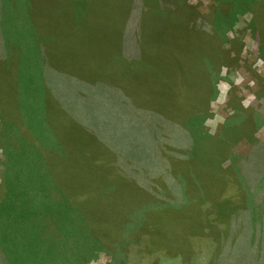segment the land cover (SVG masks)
<instances>
[{"label":"rangeland","instance_id":"obj_1","mask_svg":"<svg viewBox=\"0 0 264 264\" xmlns=\"http://www.w3.org/2000/svg\"><path fill=\"white\" fill-rule=\"evenodd\" d=\"M122 1L129 0H0V66H8L7 71L0 72V81H2L0 95L3 97L0 103L9 107L11 116L16 121L22 120L26 125L37 126V132H34V135L36 133V139L40 141L43 138L40 133L46 126L41 113V100L43 91L47 89L50 95L49 106L54 111L55 120L67 125L68 130L71 129L68 126H72L73 131L81 132L79 135L83 144L80 154L72 153L71 157H64V164L61 167L65 170V176L75 175L76 180L84 173L88 175L85 202L83 198L81 200L78 198L82 195L77 196V200L80 201L79 211L75 206L64 202L55 203V207H48L47 204L42 207L43 210L52 208L56 210L57 215L66 225L68 234H90L91 232L94 234L101 230L102 233L110 234L118 229L130 231L135 230V227L140 229L144 225L151 227L153 224L152 220L148 219L150 212L148 208L147 211L144 210L146 218L143 220L134 214L137 208L136 195L141 192L134 191V187L127 185L129 182L114 168L108 169L109 173L105 175L110 181L109 186L103 183L89 186L95 175H98L100 180L101 176L98 174L100 172H93L99 169L95 165L101 162L105 156L104 153L108 152V164L111 166L114 164L109 158V156L112 158L110 146L119 149L123 147V144L129 145L132 157L143 165H149L155 159L162 161L164 153L169 151L165 147L168 125L164 115L152 109L135 108L137 106L129 104L130 98L128 99L127 92L120 86L128 76L127 72L119 67L121 61L127 62V60H123L124 57L119 60L117 59L119 56H113V54H119L114 45L117 37L116 28L110 31V35L104 26L120 23L119 15L124 9ZM132 3L135 4L130 7V10L136 17H132L133 20L127 30L130 50L124 51L131 60L140 52V45L135 49L136 45L132 38L137 28L143 29L144 35L139 44L144 45L142 44L141 47L148 49L150 47L146 44H152L149 41L153 28L152 13L154 16L159 13L153 9L154 7L165 3L174 13L178 11L180 4L192 6L196 11V17L191 21L192 25L208 29L210 24L204 14L208 12L211 4H216L215 0H133ZM259 3L258 14L264 18V2ZM244 5L246 3L234 6L233 12L237 14ZM252 10V6L245 7L242 13L239 12L231 20V25L226 27L228 31L223 37L222 46L230 50L231 56L235 58L229 68L222 69V75L225 78L217 80V95L210 101L209 116L203 119L204 131L215 134L222 131L224 123L228 120L229 122L235 120L234 111L240 110L245 115L243 120L239 121L241 123L237 124L241 135L224 148L226 152L217 157L212 165L215 170L220 168L218 170L226 174L229 170L225 167L232 156L244 157L252 150L251 136L264 140V58L258 53V44L253 37L255 30L253 31L252 27ZM120 26L118 33L121 30ZM40 36L44 38L41 39ZM108 38L111 39L107 45L109 50L106 47ZM162 39L165 37L158 34V40ZM230 40L241 45L238 55L236 49L230 44ZM130 64L127 68L130 75L139 74L140 77L144 70L141 65L135 64L132 69ZM3 75L9 81L4 82ZM18 78L21 79V85ZM15 95L24 98L26 103L24 109L26 108L28 113H23L18 107L14 110ZM70 113L77 119L74 123L67 121L66 115ZM3 114L7 113L5 109L1 111L0 108V116L6 119L7 117ZM248 116L259 117L257 120L254 119V124L250 122L247 124ZM62 120L64 122H61ZM8 131L14 133L15 129L8 126ZM108 142L110 145H106ZM7 152L12 155L10 160ZM34 152L37 151L33 145L25 146L20 141L15 148L9 147L6 142L2 146L0 142V184L3 172L8 170L9 165L10 170H15L10 171L13 176L12 184L20 189L27 204L29 202H27L26 193L38 190L37 186H33L35 181L31 182L30 176V173H36L34 166L38 156ZM78 155L88 159L87 169L81 170L76 167L75 158ZM249 155L257 158L256 161L260 160L255 163L256 165L260 163L261 181L257 178L252 180L250 177L248 186H251L252 195L250 198L247 195V202L243 209L244 216H242V208L236 209L238 216L245 219L237 222L238 218L233 222L232 233L221 240L217 259L221 261L228 259L229 264L245 262V259H242L245 256H248L249 262L258 263L259 260L264 263V145L254 149ZM116 159L119 161L118 156ZM243 163L247 165L249 161L243 160ZM249 168L241 172L244 178L252 173L253 170L247 171ZM103 192L106 194L104 195ZM193 192L195 198L191 197L185 202L179 210V216L167 213L161 220L155 222L162 227L159 234H140L138 239H133L135 234H131L133 237L131 235L127 237L128 239L120 248L124 254V264L205 263L216 245V242L213 243L210 240L211 237H208V234H203L202 239L192 248L189 258L184 259L186 256H180L183 255L184 248L193 244L198 237L194 232L196 224L199 226L194 215L198 212V208L201 218H214L215 208L208 209L210 202L207 198L199 199V190H193ZM163 194H166L164 189ZM171 194L169 193L170 197L175 198L174 201L179 203L177 193ZM34 200L33 204L38 205V195L34 196ZM223 204L215 205L218 208V214L221 209L224 215H228V212L232 210L230 207H225L227 201ZM82 210L88 222L86 219H80L78 213L81 214ZM51 215L54 217V213ZM100 219L106 221L109 219V228L96 225ZM141 222L145 224H139ZM122 226L125 228L121 230ZM41 234L61 233H55L50 228L41 226L38 235ZM63 234H67V231ZM105 239L109 240L107 237ZM122 254L120 253L116 259L117 262L122 260ZM178 255L180 258L177 257ZM84 257L80 264H90L91 261L101 264L102 257V264H115L111 246L103 245ZM49 261L46 264H55L51 262V259Z\"/></svg>","mask_w":264,"mask_h":264},{"label":"trees","instance_id":"obj_2","mask_svg":"<svg viewBox=\"0 0 264 264\" xmlns=\"http://www.w3.org/2000/svg\"><path fill=\"white\" fill-rule=\"evenodd\" d=\"M245 1L215 0L216 4H211L208 12L204 14L210 24L208 29L192 25L191 21L196 17V11L192 6L180 4L178 11L174 13L168 9L165 3L154 7V10L159 11V15L154 16L152 13L153 28L149 40L152 44H146L150 47L148 49L141 47L144 45L143 43L139 44L144 35L143 29L137 28L132 38L136 45L135 49L140 45V52L135 55L133 60L128 59L124 54V51L130 50L127 42V30H129L133 18L136 17L130 10V7L135 4L132 3L133 0L128 1L131 3L122 1L124 9L119 15L120 23L105 24L104 26L110 35V31L116 28L117 37L115 35L114 45L119 54H113V56H119L117 59L124 57L123 60H127V62L121 61L119 68L127 72L128 77L126 76L123 85L120 84V86L127 92L128 99H131H129V104L136 105L137 109H152L164 115L168 125L165 147L169 151L164 153L162 161L155 159L149 165H143L132 157L129 145L124 146L123 144V147H119V149L110 146L112 158L110 156L109 158L114 166L108 164V152L104 153L105 156L101 162L95 165L99 169L93 172H100L98 173L101 176L100 180H98V175H95L89 186L97 183L109 186L110 181L105 175L109 173L108 169L114 168L129 182L127 185L134 187V191L141 192L136 195L137 208L134 214L143 220L146 218L144 210L149 209L148 219L153 223L151 227H145V222H141L139 224L143 223L144 227L140 229L135 227V230L130 231H119L118 229L109 234L108 232L102 233V230L98 228L101 232L94 234L92 232L90 234H68L67 227L57 215L56 210L54 208L43 210L42 207L45 204L49 205L48 207H55V203L64 202L67 205L75 206L79 211L80 201L77 200V196H84L78 198L80 200L83 198L85 202L88 175L84 173L76 180L75 175L65 176V170L61 167L64 164V157H71L72 153L80 154L83 144L79 135L81 132L73 131L72 126H68L71 128L68 130L67 125L55 120L54 111L49 106L50 95L47 89L43 91L41 100V113H43L46 126L40 133L43 135L40 141H37L36 133L34 135V132H37V126L26 125L22 120L16 121L11 116L9 107L0 103L1 111L5 109L7 114L3 115L8 119L7 121L2 118L3 116H0L2 146L6 142L9 147L15 148L20 141L25 146L33 145L38 152H34L38 156L34 166L36 173L29 172L31 182L35 181L33 186H37L38 190L26 193L29 204L22 197L20 189L12 184L13 176L10 171L15 170H10L8 165V170L3 172L0 184V254L2 256H0V264H46L50 262V259L55 264H80V261L85 259L84 255L97 251L103 245L111 246L115 264H124V254L120 248L123 242L128 239L127 237L135 234L133 239H138L140 234H159L162 227L155 222L161 220L167 213L179 216V210L185 202L191 197L195 198L193 190H199V199L207 198V201L210 202L208 209L215 208L216 210L214 209L215 213L211 212L214 213V218L211 219L201 218L199 208L198 212L194 213L199 223V226L196 224L194 231L198 237L193 244L189 245L190 247L184 248V253L180 256H186L184 259L189 258L192 248L202 239L203 234H208V237H211L210 240L213 243L216 242V245L213 248L211 246L214 251L207 257L208 259L206 258L204 264H229L228 259L226 261L217 259L221 240H224L227 234L232 233L233 222L238 218L237 222L240 219H245V217L238 216L236 209L242 208V216H244L243 209L247 202V195L249 198L252 195L248 180L250 177L252 180L255 178L260 180V163L258 165L255 163L260 160L256 161L257 158H252V155L249 154L264 145V140L251 136L253 147L249 154L244 157L232 156L229 164L225 167L229 173H222L218 170L220 168L217 169L218 171L215 170V167L212 168L213 162L226 152L224 148L227 145L241 135L237 124L241 123L239 121H242L245 115L240 110L234 111L235 120L230 122L228 120L223 125L224 130L215 134L204 131L203 119L209 116L210 101L217 95V80L225 78L222 75V69L229 68L235 58L231 56L230 50H226L222 46L223 37L228 31L226 27L231 25V20L239 12L242 13L245 7L252 6L253 8L252 27L253 31L255 30L253 37L258 44V53L264 58V18L258 14L257 9L259 2H264V0ZM244 3L246 5L237 14L233 12L234 6H241ZM200 15L203 16V14ZM119 25H121L120 33H118ZM158 34L163 35L165 39L158 40ZM39 38L43 39L44 37L40 36ZM110 40V38L106 40V47ZM230 42L236 49V53H239L241 45L231 40ZM129 63H131L132 69L135 64L141 65L144 70L140 77L139 74L130 75V71L127 70ZM7 68L8 66H0V72L7 71ZM2 78L4 82L9 81L4 75ZM18 79L21 85V79ZM51 97L54 96L51 95ZM2 99L3 97L0 95V100ZM25 104L22 96H14V110L18 107L23 113H28V110L24 109ZM66 116L69 123H74L77 120L71 113ZM258 117L248 116L247 124L248 122L254 124V119L257 120ZM8 126L15 129L14 133L8 131ZM81 126L84 128L83 125ZM185 133L187 134L185 135ZM106 145H110L109 142ZM7 155L10 160L11 153L7 152ZM243 160H248L249 163L244 165ZM75 165L78 169L85 170L88 168V159L78 155L75 158ZM246 168H249L247 171H253L249 177L244 178L241 172ZM163 189L166 194H163ZM173 190L177 191V195ZM49 191L51 192L49 193ZM169 193L178 196L179 203L174 201L175 198L170 197ZM103 194L105 195L106 192ZM37 195L39 204L34 205V196ZM225 201H227L225 207H230L232 211L228 212V215H224L220 209V214H218V208L215 205H224ZM206 211L205 215H207ZM51 213H54L56 219ZM78 214L81 220H87L83 210L82 216L80 212ZM96 225H102L107 229L109 228V219L108 221L100 219ZM41 226L61 234L38 235ZM124 228V226L120 227L121 230ZM66 231L67 234H63ZM106 237L109 240H106ZM131 237L133 236L131 235ZM120 253L122 260L117 262L116 259ZM177 257L180 258L179 255ZM247 258L248 256L243 257L245 262L240 261V264H264L259 260L258 263L249 262Z\"/></svg>","mask_w":264,"mask_h":264},{"label":"clouds","instance_id":"obj_3","mask_svg":"<svg viewBox=\"0 0 264 264\" xmlns=\"http://www.w3.org/2000/svg\"><path fill=\"white\" fill-rule=\"evenodd\" d=\"M245 106H247V105H245ZM206 123H209V122H206ZM102 261H103V257H102V260H101V264H102ZM90 264H97V262L96 261H91Z\"/></svg>","mask_w":264,"mask_h":264}]
</instances>
